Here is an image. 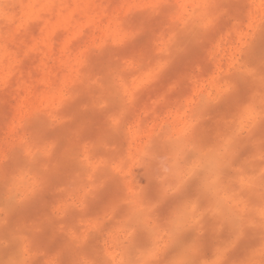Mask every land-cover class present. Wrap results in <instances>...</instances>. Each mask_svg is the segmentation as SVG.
I'll use <instances>...</instances> for the list:
<instances>
[{"label": "rangeland", "instance_id": "374dc122", "mask_svg": "<svg viewBox=\"0 0 264 264\" xmlns=\"http://www.w3.org/2000/svg\"><path fill=\"white\" fill-rule=\"evenodd\" d=\"M0 264H264V0H0Z\"/></svg>", "mask_w": 264, "mask_h": 264}, {"label": "bare ground", "instance_id": "6f19581e", "mask_svg": "<svg viewBox=\"0 0 264 264\" xmlns=\"http://www.w3.org/2000/svg\"><path fill=\"white\" fill-rule=\"evenodd\" d=\"M257 2H258V0H257ZM256 5H257V3H256ZM260 5V4H259Z\"/></svg>", "mask_w": 264, "mask_h": 264}]
</instances>
